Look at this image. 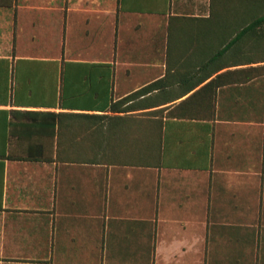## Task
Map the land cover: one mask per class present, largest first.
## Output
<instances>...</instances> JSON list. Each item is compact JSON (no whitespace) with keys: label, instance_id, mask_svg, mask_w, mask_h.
Here are the masks:
<instances>
[{"label":"crops","instance_id":"obj_1","mask_svg":"<svg viewBox=\"0 0 264 264\" xmlns=\"http://www.w3.org/2000/svg\"><path fill=\"white\" fill-rule=\"evenodd\" d=\"M209 3L0 5V264H264V76L210 84Z\"/></svg>","mask_w":264,"mask_h":264},{"label":"trees","instance_id":"obj_2","mask_svg":"<svg viewBox=\"0 0 264 264\" xmlns=\"http://www.w3.org/2000/svg\"><path fill=\"white\" fill-rule=\"evenodd\" d=\"M8 1L0 0V5L7 6ZM203 22L207 39L217 42V47L208 48L210 53L221 56V69H227L210 84H240L264 76V0H210L209 15ZM231 67L236 68L229 69ZM103 68L112 73L110 66L68 62L63 63L60 70L65 73ZM63 79L65 81V77ZM18 86L19 82H16V91ZM64 145L57 142L58 156L63 151L61 146L66 147ZM58 161L81 160L69 157Z\"/></svg>","mask_w":264,"mask_h":264}]
</instances>
